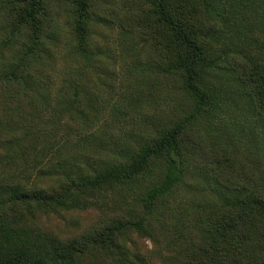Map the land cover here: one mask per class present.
I'll list each match as a JSON object with an SVG mask.
<instances>
[{
    "label": "rangeland",
    "instance_id": "rangeland-1",
    "mask_svg": "<svg viewBox=\"0 0 264 264\" xmlns=\"http://www.w3.org/2000/svg\"><path fill=\"white\" fill-rule=\"evenodd\" d=\"M237 2L216 0L209 13L222 28L213 31L220 36L214 67L201 76L205 85L227 97L214 115L193 116L195 98L184 89L182 75L162 71L144 39L123 28L116 16L110 20L105 15L151 6L152 0H99L90 59L76 54L73 30L65 25L50 44L52 55L38 75L36 90L11 103L3 98L0 84L2 260L120 264L104 227L125 217L144 219L147 229L115 234L128 264H186L189 249L205 238L199 211L220 207L230 194L224 179L232 169L224 163L235 159L241 174L251 165L264 176V125L241 93L234 64L236 58L264 64V14ZM5 53L0 36V56ZM72 97L82 102L77 106ZM184 124L195 140L182 133L189 146L182 181L151 212L142 202L166 176L162 156L138 178L74 193L64 205L40 206L21 198L24 192L58 184L69 173L88 176L119 166L142 148L149 133Z\"/></svg>",
    "mask_w": 264,
    "mask_h": 264
},
{
    "label": "trees",
    "instance_id": "trees-1",
    "mask_svg": "<svg viewBox=\"0 0 264 264\" xmlns=\"http://www.w3.org/2000/svg\"><path fill=\"white\" fill-rule=\"evenodd\" d=\"M215 1L152 0L151 6L105 14L110 20L116 16L123 28L144 39L147 51L162 71L182 75L184 89L195 98L192 115L198 117L216 114L224 104L222 100L227 98L205 85L201 76L204 69L214 67L213 56L220 43V36L213 31L217 33L221 23L209 17L210 11L216 8ZM237 1L241 8L254 7L264 14V0ZM98 7L99 0H0V36L6 51L0 56L3 98L15 103L27 90H36L38 75L52 55L50 44L55 43L65 25L73 30L76 54L90 59L95 50L91 31L97 14H100ZM234 64L244 91L240 89L241 93L264 125V64L238 58ZM72 101L78 106L82 98L72 97ZM185 126L175 125L149 133L142 148L119 166L95 171L88 176L69 173L58 184L24 192L21 198L34 200L40 206L64 205L74 193L134 180L149 169L155 157L162 156L166 162V176L162 183L149 189L142 202L144 209L151 212L155 204L165 202L170 191L182 181L184 162L188 157L185 152L189 147L187 139L195 140V135L186 132ZM182 133L187 139H183ZM223 146L232 155L231 148ZM223 152L226 153L225 149ZM233 160L229 161L230 165L224 163L232 169L224 179L230 194L223 198L220 207L199 211L200 215L203 214L201 227L205 238L189 249L186 264H264V176L251 165L241 174L238 163ZM195 161L198 163L199 159ZM215 161L219 162L218 159ZM104 229L108 247L111 251H118L120 264H128L129 259L114 238L115 234L124 229L147 233L144 219L125 217L118 218ZM61 245L67 247L65 243ZM84 247H87L86 242ZM0 264H44V261L11 256L4 260L0 258ZM107 264L114 262L108 261Z\"/></svg>",
    "mask_w": 264,
    "mask_h": 264
}]
</instances>
